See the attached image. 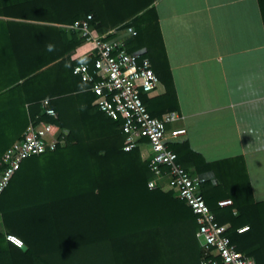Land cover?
Masks as SVG:
<instances>
[{"label": "trees", "instance_id": "16d2710c", "mask_svg": "<svg viewBox=\"0 0 264 264\" xmlns=\"http://www.w3.org/2000/svg\"><path fill=\"white\" fill-rule=\"evenodd\" d=\"M155 1L0 0V158L30 124L48 123L64 141L24 160L0 195V264H201L191 209L171 191L148 188L153 174L138 149L123 151L122 122L101 113L92 83L73 74L81 58L71 54L85 38L69 27L87 16L98 33L125 24L136 32L127 52L148 59L164 88L141 95L147 112H178ZM44 100L54 117L42 113ZM169 149L190 174L209 175L200 186L205 204L229 225L235 249L264 264V202L253 200L243 157L207 163L186 142ZM227 199L231 206H218Z\"/></svg>", "mask_w": 264, "mask_h": 264}, {"label": "crops", "instance_id": "0c3cea01", "mask_svg": "<svg viewBox=\"0 0 264 264\" xmlns=\"http://www.w3.org/2000/svg\"><path fill=\"white\" fill-rule=\"evenodd\" d=\"M153 6L179 105L176 126L186 130L175 143L186 142L207 163L243 157L253 200L264 202V26L258 1L156 0ZM89 48L81 46L71 58ZM163 93L160 84L153 96Z\"/></svg>", "mask_w": 264, "mask_h": 264}, {"label": "built area", "instance_id": "2783aa9c", "mask_svg": "<svg viewBox=\"0 0 264 264\" xmlns=\"http://www.w3.org/2000/svg\"><path fill=\"white\" fill-rule=\"evenodd\" d=\"M91 19V16H87L69 27L85 38L84 45H90L78 57L81 61L74 67L73 74L80 77L82 82L92 83L90 91L95 96L94 105L101 113L114 122H122L123 151L139 150L153 174L147 184L149 189L160 187L164 192L171 191L191 209L196 217L195 237L205 251L201 264H256L235 249L225 235L229 225H219L205 204L200 193L204 180L180 166L176 154L169 149L170 144L186 134L185 128L176 126L180 120L178 113H166L158 119L147 112L141 95L156 93L161 83L148 59L126 50L128 40L136 35L135 30L120 24L98 33L91 28ZM90 54L94 57L93 68L85 57ZM41 108L45 116H55L48 100L41 102ZM63 143L60 132L51 133L48 123L37 126L30 124L23 138L8 147L0 158V168H3L0 173V195L24 160L54 152ZM231 205L229 199L218 202L221 208ZM247 229L242 227L238 233ZM5 239L18 248L23 247L16 236L6 235Z\"/></svg>", "mask_w": 264, "mask_h": 264}, {"label": "rangeland", "instance_id": "374dc122", "mask_svg": "<svg viewBox=\"0 0 264 264\" xmlns=\"http://www.w3.org/2000/svg\"><path fill=\"white\" fill-rule=\"evenodd\" d=\"M0 230H3V229H2V225H1V221H0Z\"/></svg>", "mask_w": 264, "mask_h": 264}]
</instances>
